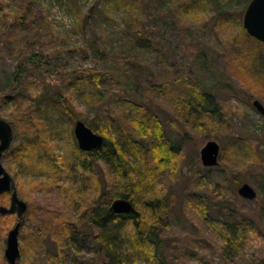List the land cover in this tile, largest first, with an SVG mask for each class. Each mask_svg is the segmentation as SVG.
<instances>
[{"label": "rangeland", "instance_id": "1", "mask_svg": "<svg viewBox=\"0 0 264 264\" xmlns=\"http://www.w3.org/2000/svg\"><path fill=\"white\" fill-rule=\"evenodd\" d=\"M250 1L0 0V113L14 131L2 161L28 203L21 264H117L105 249L98 254L97 230L86 223L90 209L122 182L103 161L90 170L78 165L75 110L97 132L132 136L134 163L157 169L150 196L169 207L163 241L170 264H264V115L253 105L264 104V43L243 25ZM91 68L108 72L100 89L77 80ZM202 90L217 115L184 112L188 96ZM58 92L71 100L68 109L42 102ZM128 100L149 110L159 127ZM167 138L172 150H165ZM209 140L221 146L217 166L201 161ZM246 182L257 198L238 193ZM198 199L218 216L213 225ZM1 205H10V194L0 196ZM228 205L256 222L241 230L247 239L239 250L226 245L223 233L234 227L224 223ZM51 218L77 225L80 235L58 228L34 243V225ZM17 221L15 213L0 214V264H8L7 236ZM131 229L118 228L122 264H160L151 252L127 251Z\"/></svg>", "mask_w": 264, "mask_h": 264}, {"label": "trees", "instance_id": "2", "mask_svg": "<svg viewBox=\"0 0 264 264\" xmlns=\"http://www.w3.org/2000/svg\"><path fill=\"white\" fill-rule=\"evenodd\" d=\"M137 31L139 33L143 32L141 28H138ZM138 32H136V36L139 35ZM252 39H255L259 43H263L253 36ZM93 51L96 55L106 56V52L100 50L98 47H94ZM83 73L84 77L81 76L78 78L77 76L78 82H85L98 89L101 88L102 84L106 80V75L108 74V72H99L93 68L88 70L85 69ZM139 77H141L140 72L137 78ZM195 93H192L190 96H188L187 100L183 103L184 112L186 114H190L196 118L197 116H200L199 114L202 116H215L218 114L217 106L207 90H202L201 93L199 92V95H196ZM49 95L50 94L47 93L42 96V102L46 105V107L60 106L66 110L71 105V100L69 98L65 99L63 97L61 99L59 92L53 98H49ZM127 103L131 105L135 111H141L140 109H142L143 116L147 118L150 116L154 127L157 128L158 123L150 115L149 110L141 105L137 106L129 100ZM147 112L149 115L146 114ZM73 113L74 114L70 115L71 121L76 123V121L80 120L79 113L81 112H79V110H75ZM88 125L96 131V126L93 123H88ZM98 132L104 136V142L101 147L90 151H83L79 148L78 143H76V159L79 161V163L76 162V164H80L81 166H79L83 169L86 168L90 170L98 166L99 161H103L109 166L111 171L118 175L122 182V185L117 187V192H115L111 198H109L104 203L102 202L98 205H94L90 209L89 216L87 217L86 227L88 225L93 230H97V233L94 235L97 237V239H99L97 242L99 246L97 249L98 254L102 255V249H105L107 251V255L109 256L108 261L110 263L111 261H115L117 264H122L123 260L125 259L124 257L126 256H123L124 254L121 256L118 253L120 249V247L117 246V240L120 237L118 228L125 223H129L132 228V234L130 237V246L127 248V251H139L142 254H148L151 252L152 258L158 263L170 264L169 257L166 253L165 242L163 241V230L169 225V207L167 206L166 200H164V198L155 195L152 197L150 196V193L153 191L152 174L156 173L157 169L154 170L152 167L148 169L146 165H136L134 163L137 161L135 160L137 159L136 153L133 150L136 140L132 136H125V139H123L122 136L112 137L109 134H106V131L103 128H100ZM167 140L168 141L165 142V150H172L174 148V143L171 142L169 138H167ZM161 156L162 155H160L159 158ZM8 194L10 193L5 192L0 194V196ZM114 196L115 198H113ZM116 198H127L131 200L135 205L137 212L118 214L110 211L109 204ZM198 200V203H200L206 210L207 216L210 214V218L204 217L205 221L208 224L213 225V220L218 219V216L216 217V215H211V213L207 211V200ZM231 205L226 206L227 213L224 212L222 214L223 216H226L224 223L227 225L232 224L234 227H228V230L225 232H223L224 229L221 227L219 231L221 233H225L224 235L226 245L228 247H234L239 250L240 243H244L243 240L246 241L247 239L244 238V233H242L241 230L246 232L247 227H255L254 223L256 222L253 219H248L246 216H241L239 210ZM51 219V222L47 219H40V223L34 225L36 227V233L34 234L32 231L30 232L34 236V238H32L34 243L39 241V236L42 237L43 235L45 236V234H51L58 228H62V230L66 231L67 233L70 231L72 236L80 235L81 229H78L77 225H71L72 228L67 230L66 227L69 226L67 223L68 221H58L59 218ZM120 230L121 228L119 231ZM77 241L79 240L77 239ZM39 242L41 244L43 243L42 241ZM22 250H25V248H22ZM127 255L129 256L130 254ZM55 256L58 257V253H56ZM134 262L135 261H133V263Z\"/></svg>", "mask_w": 264, "mask_h": 264}, {"label": "water", "instance_id": "3", "mask_svg": "<svg viewBox=\"0 0 264 264\" xmlns=\"http://www.w3.org/2000/svg\"><path fill=\"white\" fill-rule=\"evenodd\" d=\"M243 25L247 32L264 43V0H251L243 16ZM253 105L256 109L264 115V104L255 99ZM75 137L78 146L83 151H90L102 146L104 136L83 120H78L75 123ZM14 138V131L12 125L1 118L0 113V194L5 192L10 193V205H1L0 214H16L18 221L16 225L9 231L7 236V248L5 256L8 264H21L20 258V244L19 233L23 223L24 214L28 210V203L21 199L15 188L14 180L11 174L3 165V154L10 148ZM221 146L216 140H209L200 150L201 161L204 166L212 167L219 164ZM238 193L246 198L253 200L257 198V190L249 183H243L238 188ZM110 211L114 213H136L137 209L133 202L127 198H116L110 206Z\"/></svg>", "mask_w": 264, "mask_h": 264}]
</instances>
